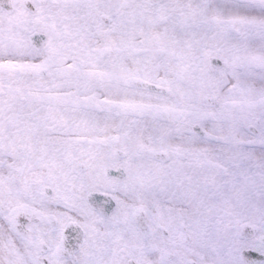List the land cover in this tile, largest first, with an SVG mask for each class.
Instances as JSON below:
<instances>
[{"label":"snow or ice","instance_id":"1","mask_svg":"<svg viewBox=\"0 0 264 264\" xmlns=\"http://www.w3.org/2000/svg\"><path fill=\"white\" fill-rule=\"evenodd\" d=\"M0 264H264V0H0Z\"/></svg>","mask_w":264,"mask_h":264}]
</instances>
